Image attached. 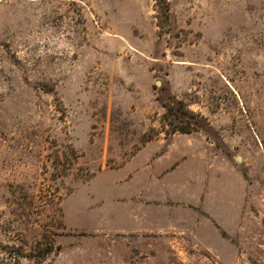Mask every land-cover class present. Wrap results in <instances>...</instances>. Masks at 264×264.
I'll return each mask as SVG.
<instances>
[{"label": "rangeland", "instance_id": "374dc122", "mask_svg": "<svg viewBox=\"0 0 264 264\" xmlns=\"http://www.w3.org/2000/svg\"><path fill=\"white\" fill-rule=\"evenodd\" d=\"M165 2L0 0V264H264V0Z\"/></svg>", "mask_w": 264, "mask_h": 264}, {"label": "trees", "instance_id": "16d2710c", "mask_svg": "<svg viewBox=\"0 0 264 264\" xmlns=\"http://www.w3.org/2000/svg\"><path fill=\"white\" fill-rule=\"evenodd\" d=\"M160 4L166 5L165 0H158ZM165 121L169 125V132L175 131L188 132L192 128L190 121V115L186 110L181 108V102H177V105L165 106V112L163 114Z\"/></svg>", "mask_w": 264, "mask_h": 264}, {"label": "water", "instance_id": "95a60500", "mask_svg": "<svg viewBox=\"0 0 264 264\" xmlns=\"http://www.w3.org/2000/svg\"><path fill=\"white\" fill-rule=\"evenodd\" d=\"M237 160H240V158H239V157H237Z\"/></svg>", "mask_w": 264, "mask_h": 264}]
</instances>
